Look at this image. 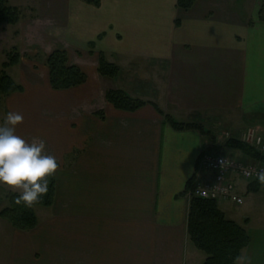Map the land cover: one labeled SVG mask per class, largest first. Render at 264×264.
<instances>
[{
    "label": "crops",
    "instance_id": "obj_1",
    "mask_svg": "<svg viewBox=\"0 0 264 264\" xmlns=\"http://www.w3.org/2000/svg\"><path fill=\"white\" fill-rule=\"evenodd\" d=\"M50 1L52 19L39 29L56 49L103 53L131 74L115 78L114 89L147 105L115 109L94 75L68 90L48 84L58 97L51 140L32 136L51 145L59 165L51 221L39 227L37 215L38 226L23 233L0 219L6 264H202L187 234L185 191L191 180L213 179L203 154L249 162L227 140L249 128L264 138L262 0H195L188 11L177 0ZM150 104L209 135L174 129ZM19 108L10 110L23 116L16 134L31 142V117ZM235 182L243 204L219 200L218 208L248 233L238 264H264V184Z\"/></svg>",
    "mask_w": 264,
    "mask_h": 264
},
{
    "label": "trees",
    "instance_id": "obj_2",
    "mask_svg": "<svg viewBox=\"0 0 264 264\" xmlns=\"http://www.w3.org/2000/svg\"><path fill=\"white\" fill-rule=\"evenodd\" d=\"M12 0H0V25L16 26L21 14L18 8L11 4ZM99 5V0H84ZM195 0H177L179 10L188 11ZM258 18L264 21V0L261 1ZM97 73L102 78L115 79L120 74L119 66L109 63L103 53L97 55ZM21 63V58L13 48L6 53V61L0 69V95L8 97L23 91L22 85L16 84L8 75L7 70ZM48 83L52 90L61 91L78 87L86 82L87 76L78 67L69 63L68 53L65 50L54 49L45 59ZM107 103L115 109L124 112H134L147 103L129 97L122 90H106ZM164 117L165 121L176 130L194 129L204 135H209L203 128L195 124L177 123L165 116L155 105L150 104ZM226 147L238 150L250 161L264 164V155L238 139H228ZM195 182L189 181L186 195L194 189ZM55 192L54 176L49 181V191L40 203L32 207H24L14 202L17 193H9L6 197V206L0 209V219L7 222L14 230L29 232L38 226L35 208L48 209L52 206ZM187 234L192 245L205 255L202 264H238L242 251L249 246L250 240L247 231L233 221L227 220L219 210L217 201L188 197Z\"/></svg>",
    "mask_w": 264,
    "mask_h": 264
},
{
    "label": "rangeland",
    "instance_id": "obj_3",
    "mask_svg": "<svg viewBox=\"0 0 264 264\" xmlns=\"http://www.w3.org/2000/svg\"><path fill=\"white\" fill-rule=\"evenodd\" d=\"M49 5H48V4ZM11 4L18 8L21 14L19 24L16 26L0 25V69L6 61V53L13 48L18 52L21 63L7 70L11 79L19 85L24 86L25 91L19 97H3L0 95V124L5 122V118L11 107L13 109L24 108L27 117H31L29 125L26 128L27 138L34 140L33 136L38 132L44 137L51 140L50 131L52 126L51 116L52 108L58 101V97L51 93L48 87L47 68L45 66L46 56L54 49L58 48L57 44L52 42L51 34L45 33L42 24L51 21V1L50 0H12ZM45 7V11H44ZM48 16V17H47ZM44 17L46 19H44ZM45 20H48L47 22ZM49 23V22H48ZM51 30V28H49ZM77 57L73 53L68 55L69 63L78 67L85 75H94L98 77L99 82L106 90H114L116 84L113 79L102 78L97 73V56L91 53L89 56ZM81 66H80V65ZM121 70V69H120ZM130 73H135L129 71ZM131 77L126 74L124 69L120 71L119 76ZM118 76V77H119ZM128 77V76H127ZM14 97V98H13ZM26 124H28L26 122ZM48 130V133H47ZM45 132V133H41ZM33 135V136H32ZM46 143V152L51 154V145ZM9 193L17 191L0 185V209L6 204V197ZM39 218V227L50 224L51 211L45 208H35ZM31 232V231H30ZM29 233V232H23ZM5 244L0 241V264H6L7 255L4 251ZM202 253V252H200ZM203 254V253H202ZM201 254V255H202ZM205 257V255L203 254Z\"/></svg>",
    "mask_w": 264,
    "mask_h": 264
},
{
    "label": "clouds",
    "instance_id": "obj_4",
    "mask_svg": "<svg viewBox=\"0 0 264 264\" xmlns=\"http://www.w3.org/2000/svg\"><path fill=\"white\" fill-rule=\"evenodd\" d=\"M23 116L8 112L5 122L0 124V185L18 192L14 202L24 207L40 203L49 191V181L58 170L54 155L46 152L42 139L29 142L16 134V126ZM264 184V170L257 173Z\"/></svg>",
    "mask_w": 264,
    "mask_h": 264
},
{
    "label": "built area",
    "instance_id": "obj_5",
    "mask_svg": "<svg viewBox=\"0 0 264 264\" xmlns=\"http://www.w3.org/2000/svg\"><path fill=\"white\" fill-rule=\"evenodd\" d=\"M241 141L264 155V138L254 128L247 129ZM202 168L212 174L211 181L195 183L189 196L209 200H228L235 205H242L243 199L237 193L235 178L246 183H260L257 173L264 170V164L245 162L232 156L203 154L200 160Z\"/></svg>",
    "mask_w": 264,
    "mask_h": 264
}]
</instances>
